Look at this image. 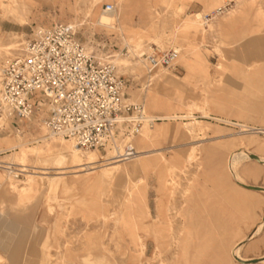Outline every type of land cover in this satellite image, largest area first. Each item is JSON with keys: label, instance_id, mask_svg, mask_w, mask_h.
Here are the masks:
<instances>
[{"label": "rangeland", "instance_id": "1", "mask_svg": "<svg viewBox=\"0 0 264 264\" xmlns=\"http://www.w3.org/2000/svg\"><path fill=\"white\" fill-rule=\"evenodd\" d=\"M107 4L116 16L110 26L98 22ZM218 6L225 8L215 12ZM58 22L75 25L93 51H111L118 73L129 80L126 98L142 103L156 118L154 138L145 146L140 134L134 139L137 152L148 151L131 176L96 182L103 168L97 163L94 173H67V192L51 187L47 177L27 181L25 171L42 167L36 162L43 154L30 149L45 132L39 119L23 125L22 133L0 123V163L14 164L21 174L8 178L0 167L3 178L20 188L6 193L0 178V264H156L160 258L163 264H239L230 248L262 217L264 194L237 185L227 158L243 136L264 142L263 133L241 135L238 125H264V0H0V75L8 61L23 53L37 27ZM175 48V69L148 70L147 54ZM199 48L208 73L193 69ZM195 119L204 127L190 133L185 123ZM53 143L55 151L68 149ZM17 145L27 149L23 160L15 155L20 147L12 149ZM194 146L195 158L187 161ZM241 168L247 184L264 186V165L247 160ZM128 188H136L130 199ZM144 192L149 211L140 195ZM167 216L178 232L175 243L167 237L159 256L153 239L145 256V230L164 223L169 234ZM116 243L124 253L117 252ZM242 254L264 255V227Z\"/></svg>", "mask_w": 264, "mask_h": 264}, {"label": "built area", "instance_id": "2", "mask_svg": "<svg viewBox=\"0 0 264 264\" xmlns=\"http://www.w3.org/2000/svg\"><path fill=\"white\" fill-rule=\"evenodd\" d=\"M105 9L112 11L114 6L107 4ZM178 56L170 49L154 51L144 60L152 72L175 69ZM112 57L110 50L97 53L83 43L73 24L37 27L23 53L1 71L0 123L22 133L23 125L37 117L49 132L74 141L82 150L111 151L120 161L134 159V138L155 119L148 118L142 103L127 100V82ZM0 167L16 178L21 175L13 164Z\"/></svg>", "mask_w": 264, "mask_h": 264}, {"label": "bare ground", "instance_id": "3", "mask_svg": "<svg viewBox=\"0 0 264 264\" xmlns=\"http://www.w3.org/2000/svg\"><path fill=\"white\" fill-rule=\"evenodd\" d=\"M224 4H222V5L226 6L228 3L225 5ZM220 8H225V7L218 6L215 12H218V10ZM112 11H115V10L113 9ZM212 18H214V16ZM115 20H116V16H113L111 14V11H107L106 9H103V14L99 17L98 22L102 25L110 26L112 24V22ZM208 21L209 20H207V22ZM197 23L198 24L200 23L199 20H197ZM175 49L179 52V49H177V48H175ZM126 59L123 61L127 62ZM114 62L116 63V59L114 60ZM193 69H195L196 71L202 72V73H208L207 58L205 56L204 50H200V48L197 52V57H196L195 65H194ZM156 77L158 78L159 76L156 75ZM181 80L186 81V80H188V78L187 77H181ZM146 91H147L146 93L148 94V89H146ZM154 105H155V103L151 104V106H154ZM204 113L206 114L207 111H204ZM207 115H208V113H207ZM177 116L178 115H173V117H177ZM186 116H188V115H185L184 117H186ZM148 118L154 119V116L153 117L148 116ZM230 123H232V122H230ZM145 124L146 125H144L142 128L143 130L140 132L141 137L139 139L140 143L143 146L149 145V143H151L153 138H154V134H153L154 129H152V128H154L155 124L154 123L150 124L147 122ZM233 124H235V123H233ZM185 125L188 127V132H190V133H193L196 130V128H198L199 130H202L204 127L202 124V120L198 121L196 119L194 121H190L188 123H185ZM238 125L242 128V130L239 132V134H241V135L247 133L248 131H252L254 133H263L264 134V125L258 126V127L248 126L247 124H238ZM44 128H45V132L42 134V136L40 138H37L35 140L36 143H38V145L30 148L33 150L34 154H36L37 156L43 154V157L42 158L38 157L39 158L38 162H36V163L41 164L42 167H35L38 170L34 169L35 171H33V172L24 170L25 172H28L27 181L32 182L34 177H37L39 182H42L43 179L45 177H47L49 179V184L51 185V187H54L57 189L58 186H62L65 189V191H67V192L70 191L69 188L71 187L70 186L71 184L69 185L68 178L66 176L67 173H69V172L71 173V171H72V173H75L76 175H77V173H79L81 171H85L86 173H94L95 169L98 167L96 164L102 163V165H101L103 167L102 172L96 177L95 180H96V182L104 180V181H107L108 183L111 184L115 181L116 176L118 174L131 176L133 172L138 171L141 168V162H139V158L142 155H144V153H146L148 151L146 149L139 150V152L137 153V156L134 159H132L134 162H133L132 166L130 167L126 164V162H128V161H120V160L115 159L117 157H115L114 153L111 151H109L108 154L105 156H102L98 150H95L92 152L89 150L83 151L74 143V141L70 140L72 142L69 143L67 141L69 139H67L63 136L54 135L51 132H49L45 126H44ZM52 138L54 140H51ZM55 141H57L59 143L66 144L68 146V149H66V150L60 149L58 151H55L53 149V144H54L53 142H55ZM40 142H42L43 144H39ZM18 147H20V149L15 152V155L18 156L20 158V160H23L24 156L26 155L27 149L24 147H21V145L14 146V147H12V149L16 150ZM252 147L259 149L261 152L260 153L254 152ZM195 151H196V147L194 146L188 152L187 161L188 160L191 161L195 158ZM251 154L258 155L261 158V160L264 161V142H257L254 138H251L248 136H243L240 138V142L238 144H236L235 148L230 152V154L227 158V168H228L230 174L232 175L234 182L237 185H239L240 187H243L240 183H246L245 178H244L243 173H242L243 170L241 168L243 163L247 160L258 162L256 159L251 158ZM161 158L166 160V157L163 154H161ZM258 163H260V162H258ZM50 164L52 165V167L47 166ZM261 164L264 165V162ZM43 165H46V166H43ZM1 168H3V167H1ZM4 169H6L7 172L10 174V176L6 175L8 178L11 177V175L14 178H16L15 173H13L12 171H10L7 168H4ZM50 169L56 170L55 175H48V173H49L48 170H50ZM169 170H171L172 173H175L176 176H178V174L176 173L175 170H173L172 168H170ZM19 171H22V170H19ZM161 171H163V170H161ZM3 177L4 176L2 174H0V178L3 180L2 188L6 193L11 194L13 192L19 191L20 188L18 187L17 184L9 183L6 181L7 178H3ZM187 179L190 180V178H188V176H187ZM17 181H20V180H17ZM166 182H168V181H166ZM41 187L42 186L40 184L39 188H41ZM243 188L247 189V190H251V189H248L246 187H243ZM135 189L136 188H132V189L128 188L127 194L125 195V197L130 199V197L134 193ZM186 190H188V189H186ZM252 191H254V190H252ZM256 192H259V191H256ZM260 193L264 194V191H262ZM140 195L145 200L147 211H149V207H148V203H147L148 195L145 192L143 194H140ZM174 216L176 217L177 215H174ZM165 220H167V222H169L171 225V231L169 234H167V235L165 234L166 231L163 227L164 223H161L162 228H160L158 230L155 228V226H149V228H147L145 230L146 241L143 243V251H144L145 256H147L146 254L149 251V245L153 239L157 243L156 251L159 250V253L156 252V255H159V256L161 254V251H160L161 248H164L163 246L165 245L167 237H169V238L171 237L172 242L175 243V240L177 239V237H176L177 231L175 232L176 227L173 224L174 220L172 218H169V216L165 217ZM177 224H179V223L177 222ZM14 225L17 226L18 224L14 223ZM176 226H178V225H176ZM263 227H264V212H263L260 220L255 224L254 228L251 230L250 234L247 235L246 237H244L243 239L237 241L230 248V251H229L230 257L232 259H234L239 264H244V263H241L240 261H238L237 258L243 259L245 261L250 260L251 258L245 257L242 254V248L253 237H255L258 233H260V231L263 229ZM246 240H248V241L245 243ZM116 247H117V252H123L124 253V251H125L124 248H121L118 243H116ZM254 258L261 259V262L251 263V264L264 263V255H262L260 257H254ZM149 262H150V260H147V264H149ZM164 262H165L164 259L160 258L156 264H163Z\"/></svg>", "mask_w": 264, "mask_h": 264}, {"label": "water", "instance_id": "4", "mask_svg": "<svg viewBox=\"0 0 264 264\" xmlns=\"http://www.w3.org/2000/svg\"><path fill=\"white\" fill-rule=\"evenodd\" d=\"M251 158L253 159H256L258 162L260 163H263L264 161L261 160V158L256 155V154H251ZM243 187H246L248 189H251V190H254V191H259V192H262L264 191V186H261V185H253V184H246V183H240ZM248 240L245 241V243L247 242ZM238 261H240L241 263H244V264H251V263H259L261 262V259H257V258H251L250 260H243V259H240V258H237Z\"/></svg>", "mask_w": 264, "mask_h": 264}, {"label": "crops", "instance_id": "5", "mask_svg": "<svg viewBox=\"0 0 264 264\" xmlns=\"http://www.w3.org/2000/svg\"><path fill=\"white\" fill-rule=\"evenodd\" d=\"M121 76H122V75H121ZM122 77H123V76H122ZM125 80H126V82H127V88H126V91H125V92L127 93V89H128V87H129L130 84H129V80H128V79H125ZM127 100H129V99H127ZM27 122H28V121H27ZM27 122H26V123H27ZM26 123H25V124H26ZM154 124H155V123H154ZM144 125H146V124H144ZM144 125H143V126H144ZM143 126H142V128H143ZM142 128H141V130H142ZM11 129H12V128H11ZM140 132H141V131H140ZM139 134H140V133H139ZM139 134H138V135H139ZM138 135H136V137H137ZM136 137H135V138H136ZM135 138H134V139H135ZM134 144H135V143H134ZM242 188H243V187H242Z\"/></svg>", "mask_w": 264, "mask_h": 264}]
</instances>
